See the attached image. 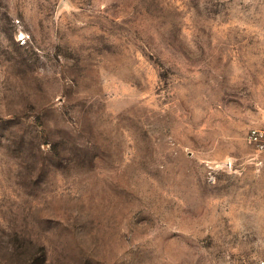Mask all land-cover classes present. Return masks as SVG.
<instances>
[{
  "label": "rangeland",
  "instance_id": "374dc122",
  "mask_svg": "<svg viewBox=\"0 0 264 264\" xmlns=\"http://www.w3.org/2000/svg\"><path fill=\"white\" fill-rule=\"evenodd\" d=\"M264 0H0V264L264 258Z\"/></svg>",
  "mask_w": 264,
  "mask_h": 264
},
{
  "label": "built area",
  "instance_id": "2783aa9c",
  "mask_svg": "<svg viewBox=\"0 0 264 264\" xmlns=\"http://www.w3.org/2000/svg\"><path fill=\"white\" fill-rule=\"evenodd\" d=\"M248 141L258 152L264 153V126L252 127L248 131ZM256 264H264V258L259 259Z\"/></svg>",
  "mask_w": 264,
  "mask_h": 264
}]
</instances>
